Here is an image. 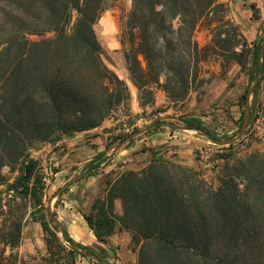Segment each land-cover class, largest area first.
Returning <instances> with one entry per match:
<instances>
[{
    "label": "trees",
    "instance_id": "16d2710c",
    "mask_svg": "<svg viewBox=\"0 0 264 264\" xmlns=\"http://www.w3.org/2000/svg\"><path fill=\"white\" fill-rule=\"evenodd\" d=\"M108 1L0 0V264H76L78 256L104 264L49 211L42 164L31 150L96 129L130 101L127 84L103 60L94 28ZM126 27L125 62L144 104L153 102L156 87L184 103L200 64L212 56L223 72L232 64L248 68L250 83L261 70L255 95L264 82L263 41L250 47L222 0H132ZM201 27L211 34L202 47L195 37ZM47 33L53 35L30 39ZM255 103L264 114V102ZM186 126L201 130L200 121ZM221 158L214 188L201 171L154 157L109 180L83 219L102 244L116 230L128 232L137 264H264V152ZM6 168L13 179L3 175ZM29 217L46 236V256L18 251Z\"/></svg>",
    "mask_w": 264,
    "mask_h": 264
},
{
    "label": "rangeland",
    "instance_id": "374dc122",
    "mask_svg": "<svg viewBox=\"0 0 264 264\" xmlns=\"http://www.w3.org/2000/svg\"><path fill=\"white\" fill-rule=\"evenodd\" d=\"M222 1L229 6L232 18L250 47L264 42V0H239L242 4H238L235 13L241 23L237 22L231 10V2L236 0ZM131 10L132 0H109L94 26L104 49L103 60L127 84L130 101L118 107L112 117L96 129L64 136L54 143L38 144L31 150V155L42 164L46 203L71 179L92 171L54 199L51 211L66 226L73 240L95 250L104 264H137L128 232L116 230L102 244L83 219L94 200L105 195L109 180L116 179L124 171L139 170L154 157H160L201 171L204 178L217 188L224 163L221 157L264 152V114L258 112L255 103L256 97L264 102V82L257 89V95L255 89L250 97V116L255 104L256 118L248 133L245 135V132L233 146L216 145L201 132L205 131L216 140H228L238 135L244 121L241 115L246 109L241 99L253 83L249 82L248 68L232 64L223 72L220 60L212 56L200 64L199 78L184 103L172 102L157 87L154 88L153 102L144 104L140 100L124 56L130 49L126 24ZM52 35L30 36V39L41 40ZM195 37L201 47L211 42L210 31L205 27L199 28ZM190 121H200L201 130L188 129L186 125ZM143 130L146 131L116 151L126 138ZM99 154L104 157L96 162ZM93 164L95 167L91 166ZM2 173L8 179L15 177L8 168ZM4 190L5 187H0V191ZM116 211L122 212L119 202L116 203ZM45 237L41 225L29 217L18 249L20 255L46 256ZM76 264L100 263L93 257L78 256Z\"/></svg>",
    "mask_w": 264,
    "mask_h": 264
},
{
    "label": "water",
    "instance_id": "95a60500",
    "mask_svg": "<svg viewBox=\"0 0 264 264\" xmlns=\"http://www.w3.org/2000/svg\"><path fill=\"white\" fill-rule=\"evenodd\" d=\"M264 55V42L260 47V51H259V57H260V62L262 63V58ZM262 78V72L261 70L258 72L256 78L254 79L253 83L251 84V86L248 89L247 92V101H246V109H245V116H244V121L242 124V127L238 133V135H236L235 137L228 139V140H216L213 139L209 134H207L205 131H201L203 133V135H205L208 139H210L214 144L216 145H231L233 143H235L236 141H238L246 132V129L248 127V124L250 122V97L251 95L254 93L257 85L259 84V82L261 81ZM146 130L143 131H138L133 133L132 135H130L128 138H126L116 149V151H118L119 149H121V147L126 144L128 141H130L132 138L142 134L143 132H145ZM92 171H88L87 173L83 174V175H79L77 177H75L74 179H71L66 185H64L53 197L51 200H49V211L52 213L51 211V206H52V201L54 199H56L57 197H59L70 185H72L73 183L83 179L84 177L88 176L91 174ZM70 245V247L74 248L76 251H79L81 253H86L85 250H83L82 248H80L76 243L74 242H69L68 243Z\"/></svg>",
    "mask_w": 264,
    "mask_h": 264
},
{
    "label": "crops",
    "instance_id": "0c3cea01",
    "mask_svg": "<svg viewBox=\"0 0 264 264\" xmlns=\"http://www.w3.org/2000/svg\"><path fill=\"white\" fill-rule=\"evenodd\" d=\"M242 2H244V1H242ZM231 3H232V4H231V10H232V13H234V15L236 16L237 22H238V23H241V22H240V18L237 16L238 14L235 13V12H236L235 10H237V6H238V4L241 5L242 3H240L239 0H236L235 2L232 1ZM117 202H119V204H120V201H119V200H118ZM117 202H116V203H117Z\"/></svg>",
    "mask_w": 264,
    "mask_h": 264
}]
</instances>
